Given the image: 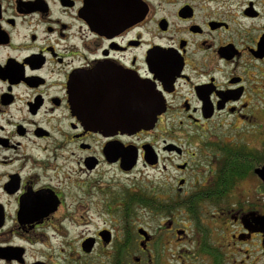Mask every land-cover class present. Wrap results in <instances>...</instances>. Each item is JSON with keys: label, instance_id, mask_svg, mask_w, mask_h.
<instances>
[{"label": "flooded vegetation", "instance_id": "flooded-vegetation-1", "mask_svg": "<svg viewBox=\"0 0 264 264\" xmlns=\"http://www.w3.org/2000/svg\"><path fill=\"white\" fill-rule=\"evenodd\" d=\"M224 1L0 0V264H264V0Z\"/></svg>", "mask_w": 264, "mask_h": 264}, {"label": "water", "instance_id": "water-1", "mask_svg": "<svg viewBox=\"0 0 264 264\" xmlns=\"http://www.w3.org/2000/svg\"><path fill=\"white\" fill-rule=\"evenodd\" d=\"M253 54L257 58L264 57V33L259 38L257 49L256 51L253 52ZM81 100H84V99H81ZM70 103L72 106V112L75 114L74 105L77 103V101L70 100ZM129 103H130V111L127 116L128 118L127 133L129 135L134 134L140 128L151 126L153 122L155 121L157 115H159L160 111H162V109H159L158 107V101L156 97L148 94L147 91L145 95H142L140 98V106H141L140 110H138L137 108L131 109V106L133 104L137 105V100L136 101L130 100ZM80 108H81L82 114L89 112L88 109H84L82 106H80ZM83 117L86 119H89V116H83ZM125 120H126V115H125ZM134 158H135V155L131 154L129 156L128 162H125L124 167H128V169H130L134 165ZM254 172L264 182V165L261 168L256 169Z\"/></svg>", "mask_w": 264, "mask_h": 264}, {"label": "rangeland", "instance_id": "rangeland-1", "mask_svg": "<svg viewBox=\"0 0 264 264\" xmlns=\"http://www.w3.org/2000/svg\"><path fill=\"white\" fill-rule=\"evenodd\" d=\"M224 6L226 7V8H228L230 11H231V13L234 15V16H238L239 14H238V12L240 11V7H241V4H242V0H226V1H224ZM261 9H262V11H263V13H264V4H263V6H259ZM241 26H243L244 25V22H242L241 21V19H239V17H238V21H237ZM258 23H262L261 21H259ZM244 26H249L250 27V25H248V24H246V25H244ZM261 37V36H260ZM84 229V227H81V230H83Z\"/></svg>", "mask_w": 264, "mask_h": 264}]
</instances>
